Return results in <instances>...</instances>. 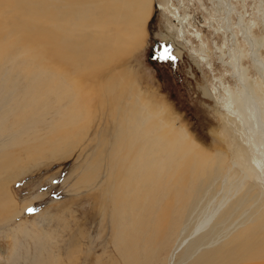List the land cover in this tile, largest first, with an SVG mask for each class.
I'll list each match as a JSON object with an SVG mask.
<instances>
[{"label": "rangeland", "instance_id": "374dc122", "mask_svg": "<svg viewBox=\"0 0 264 264\" xmlns=\"http://www.w3.org/2000/svg\"><path fill=\"white\" fill-rule=\"evenodd\" d=\"M158 1L136 31L133 16L85 11L79 0H0V264H168L185 223L187 235L219 201L218 186L204 197L209 183H197L226 170L211 162L194 169L193 152L178 148L145 223L129 209L125 219L115 213L113 204L122 208L106 180L125 191L126 169L111 159L119 129L105 127L97 105L113 87L112 70L139 72L129 88L158 93L176 130L188 132L207 158L226 155L256 179L262 157L247 141L261 132L241 119L236 98L249 88L264 103V68L254 61L264 64V0H171L170 8ZM69 113L80 123L69 126ZM263 122L264 115L256 124ZM252 204L219 223L218 234Z\"/></svg>", "mask_w": 264, "mask_h": 264}, {"label": "bare ground", "instance_id": "6f19581e", "mask_svg": "<svg viewBox=\"0 0 264 264\" xmlns=\"http://www.w3.org/2000/svg\"><path fill=\"white\" fill-rule=\"evenodd\" d=\"M65 1L68 2V0ZM158 2L161 6L172 7L171 0H159ZM77 5L85 11L107 7L118 15H131L135 21L136 31H140L142 26L145 27L148 15L152 12V0H79ZM123 43L127 45L128 39H123ZM254 61L264 68L260 59L255 58ZM238 74L241 84L246 85L243 73L238 71ZM134 75L140 78L139 72L131 69L118 72L112 70L109 85L113 84V87L109 90L108 96H103L101 101L97 102L100 116L106 122L105 127L113 130L119 129L116 143L112 145L111 159L126 169L125 186H123L125 191L119 189L118 186L111 185L112 176L109 178L110 184L108 179L106 180L107 193L112 188H116L112 200L119 201L122 208L119 209L113 204L115 213L122 215L123 219L129 214V216H136L137 221L144 224L147 215L145 207H149L153 194L164 184L165 176H170V173H167L169 163L177 159L174 151L178 148L187 149L193 152L194 169L198 166L209 167L208 163L211 162L212 167L224 168L226 174L203 176L197 183H209L204 197L218 186L219 201L202 210L200 214L202 219L198 216V220L187 235L184 234L188 229L185 223L181 232L183 238L174 246L172 250L174 252L170 254L168 264H179L177 261L182 257L191 260L192 264H264V249L262 248L264 246V122L260 125L256 124L258 119L264 115V103L261 104L249 88H245V94L240 98V102L238 97L236 98L239 104L238 110L245 117L238 115L242 120L247 118L250 123H255L254 126L249 125L253 132H261L257 137L250 133L251 139L248 138L247 141L257 146V151L262 157L260 168L256 171V179H253L251 171L241 168L237 161L226 162V155L207 158L188 132L179 133L176 130V116L171 113L162 96L151 89L139 88L138 85L129 88ZM88 97L81 98L82 106H87V101L92 102L95 99L93 96ZM93 109L89 108L91 111ZM92 114L94 113L86 116ZM65 119L69 120L67 121L69 126L80 123V119L74 113H69ZM93 162L98 165L99 169L102 167L106 169L102 165L103 161L94 159ZM179 177L182 184L187 181L183 172L179 173ZM219 177L220 180H218ZM250 201L253 202V211L246 209V212L240 216L242 220L238 218L239 221L236 220L232 226L224 230L225 234H218V224L226 221L232 213L239 211ZM140 202L143 204L141 207H139ZM200 203L190 212L189 216H194ZM140 208L142 212L141 210L136 212ZM128 209V215L125 217ZM126 222L128 225L133 224V222H128V219ZM136 228L143 231L144 227L139 225ZM122 243V245L125 244L124 241ZM0 259H4L1 253Z\"/></svg>", "mask_w": 264, "mask_h": 264}, {"label": "water", "instance_id": "95a60500", "mask_svg": "<svg viewBox=\"0 0 264 264\" xmlns=\"http://www.w3.org/2000/svg\"><path fill=\"white\" fill-rule=\"evenodd\" d=\"M157 4L155 5V9L157 8ZM151 47V51H150V55H154L156 53V47H157V39H154V43H151L150 45Z\"/></svg>", "mask_w": 264, "mask_h": 264}, {"label": "snow or ice", "instance_id": "6c2138e0", "mask_svg": "<svg viewBox=\"0 0 264 264\" xmlns=\"http://www.w3.org/2000/svg\"><path fill=\"white\" fill-rule=\"evenodd\" d=\"M29 211H33L32 209H29Z\"/></svg>", "mask_w": 264, "mask_h": 264}]
</instances>
